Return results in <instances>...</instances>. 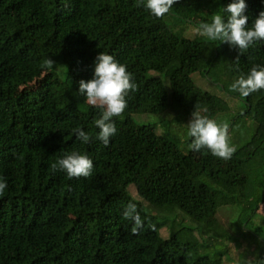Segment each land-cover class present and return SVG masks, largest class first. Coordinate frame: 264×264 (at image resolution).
I'll return each mask as SVG.
<instances>
[{
	"label": "trees",
	"instance_id": "obj_1",
	"mask_svg": "<svg viewBox=\"0 0 264 264\" xmlns=\"http://www.w3.org/2000/svg\"><path fill=\"white\" fill-rule=\"evenodd\" d=\"M231 2L179 0L156 19L137 0H0V177L7 182L0 196V264H218L224 250L213 242L226 235L215 219L220 206L233 209L231 225L244 249L252 248L251 264H264V215L252 224L264 202V90L247 97L231 92L241 105L227 123L229 134L244 119L253 127L243 144L231 140L236 151L228 160L201 150L195 163L187 126L184 149L165 127L138 132L131 117L205 109L211 118L227 110L190 74L234 83L254 65L264 67V43L241 52L171 27L190 21L189 14L210 22ZM245 3L251 25L264 0ZM100 52L126 65L138 86L124 114L113 118L117 132L107 147L96 139L101 110L78 111L70 95L83 97L79 81L93 78ZM47 57L55 61L49 74L34 90L14 95L41 66L49 69ZM60 64L63 78L55 70ZM77 128L90 135L89 143L76 138ZM73 151L92 160L91 176L69 179L52 171V163ZM128 184L151 207L176 209L192 225L162 237V221L129 196ZM130 203L143 225L135 232L134 221L123 216Z\"/></svg>",
	"mask_w": 264,
	"mask_h": 264
},
{
	"label": "clouds",
	"instance_id": "obj_2",
	"mask_svg": "<svg viewBox=\"0 0 264 264\" xmlns=\"http://www.w3.org/2000/svg\"><path fill=\"white\" fill-rule=\"evenodd\" d=\"M178 2L179 0H137V6H143L156 19H163ZM246 9L245 0H233L222 12L213 14L210 22L201 23L195 31L209 41L219 40L245 52L258 42L264 43V11H260L249 25V17L245 15ZM44 64L51 68L55 61L47 57ZM137 90L138 86L127 66L119 63L112 55L102 52L95 58L93 78L79 81L78 92L87 104L101 110L100 117L94 123L99 130L96 139L104 146H108L110 138L117 132L113 118L124 114L129 93ZM230 90L238 91L242 97L264 90V67L254 65L246 77L241 75L232 83ZM191 115L192 119L187 124V135L192 138L189 148L196 152L206 150L220 159H230L236 151V146L231 143L229 126L218 124L216 120L196 110ZM74 132L82 143L90 142L91 137L85 131L77 128ZM50 167L53 172H65L67 177L72 179L91 176L93 162L88 155L73 151L59 158ZM6 188V180L0 177V196L4 195ZM123 216L134 221V232L143 226L136 204H128Z\"/></svg>",
	"mask_w": 264,
	"mask_h": 264
},
{
	"label": "rangeland",
	"instance_id": "obj_3",
	"mask_svg": "<svg viewBox=\"0 0 264 264\" xmlns=\"http://www.w3.org/2000/svg\"><path fill=\"white\" fill-rule=\"evenodd\" d=\"M205 10L207 12L209 11V9L207 8ZM188 17L190 21L180 22L181 20H179V24H174L171 29L183 37L197 38L200 36L195 31L196 28L199 27L197 26V24L200 25L205 20L197 19L196 17H193L192 14H189ZM217 66L218 68L222 69V63H219ZM51 70L52 68L47 69L41 66L35 76H33L29 81L20 84L14 90V95H17L21 90H34ZM55 70L57 71L59 77L63 78L65 76L66 68L64 64L58 65ZM190 78L200 89L221 97L227 103L228 108L225 112L215 114L213 117H211L212 119L216 120L218 124H227L231 120L233 115L237 114L238 110L240 109L241 102L238 98L231 95L232 91L230 90V88L232 83H229V81H226V83L209 81L198 72L191 73ZM221 79L225 80V77H221ZM70 95L74 98V104L78 111H85L86 108L90 106L87 104L84 97H78L73 92H71ZM197 111H199L202 115L208 116L205 109H200ZM131 117L138 126L136 128L138 132L144 133L148 131H154L155 133H161L163 128L165 127L170 132L175 133L178 136V139H180L181 142H179V144L184 149L188 148V146L186 147V145L182 144V141L186 140V126L192 119V116H185L177 113L174 110L167 109L159 114L133 113L131 114ZM162 122H165V124H163ZM242 124L243 125L241 127H238V125H236L235 129H231L230 137L233 141V144L235 145L243 144V142L250 135L253 127L248 119H244ZM189 155L195 163L202 160V157L195 151H190ZM126 191L132 199L140 202L142 206L148 211V213L155 216V221H162L163 224L160 225L158 229V232L162 237H166L170 231L176 230L180 226L187 227L188 225H192V222H190L186 217H180L179 211L176 209H157L148 205L136 193L135 188L132 184L127 185ZM255 212L256 215L255 217H252V224L257 225L260 223V217L264 215V202L260 203L257 206ZM233 217L234 211L230 206H220L216 210L215 219L218 226L220 227L219 231L226 234L225 237L217 238L216 242H213V244L216 245L220 243L219 246L224 250L218 264H251L253 258L251 253L252 248L250 247L246 250L244 249L245 243L243 242L241 236L233 230V227L231 225ZM227 235L229 237H227ZM233 237L235 238L232 239ZM198 241L200 243H203V241L199 237ZM211 246V244L207 246L208 250L211 249Z\"/></svg>",
	"mask_w": 264,
	"mask_h": 264
}]
</instances>
